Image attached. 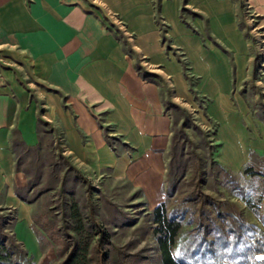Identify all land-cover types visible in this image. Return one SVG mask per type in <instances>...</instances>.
Here are the masks:
<instances>
[{
  "label": "crops",
  "instance_id": "obj_1",
  "mask_svg": "<svg viewBox=\"0 0 264 264\" xmlns=\"http://www.w3.org/2000/svg\"><path fill=\"white\" fill-rule=\"evenodd\" d=\"M244 2L264 43V0ZM184 6L183 18L181 0H0V213H13L10 234L33 262L42 253L33 204L17 193L25 197L28 178L17 149L47 134L88 179L127 183L149 211L165 199L167 101L214 124L230 170L264 154V127L242 90L253 57L235 0Z\"/></svg>",
  "mask_w": 264,
  "mask_h": 264
},
{
  "label": "rangeland",
  "instance_id": "obj_2",
  "mask_svg": "<svg viewBox=\"0 0 264 264\" xmlns=\"http://www.w3.org/2000/svg\"><path fill=\"white\" fill-rule=\"evenodd\" d=\"M244 1L235 0L236 11L239 24L245 29V34L251 42L253 62L250 78L242 90L246 93L254 123H257L255 120H259L264 127V43L260 40L259 30L251 31L257 17H254ZM181 2V15L184 18L182 13L187 12L184 9L185 0ZM160 27L164 38V27L161 25ZM194 101L198 109L203 108L200 97H194ZM166 106L173 120L174 134L183 146L184 158L188 160L189 165L184 180L168 200L169 206H173L175 199H181L191 192L193 189L191 178L196 174L206 195L237 204L248 221L262 226L260 217L264 211V200L257 215L236 195H245L256 202L264 186V154L259 155L252 151L239 171L222 167L217 157L220 147L213 137L214 124L207 125L201 115H196L197 112L183 103ZM42 129H45L44 126ZM253 154L255 156L249 161ZM17 160L19 169L27 171L25 173L28 177L27 186L29 182L31 183L30 188L23 190V193L26 199L33 200L32 216L36 221L34 230L42 253L37 262L31 260L32 264H59L69 252L70 246L65 250L64 256L60 255L63 249L61 244L71 243L68 236L71 232L65 230L63 217L64 200L70 201L71 197L80 207H86L91 218L107 232L112 245L108 250L106 264H163L157 241L152 233V211L145 207L139 194L127 183L93 181L82 172L81 177H78L73 170L77 168L72 162L67 161L57 135L44 136L37 149L28 151L18 148ZM248 162L254 167L256 174L253 176L243 173ZM56 176L58 180L55 182ZM62 178L68 181L64 196L60 191ZM0 215L8 222L13 213L4 211ZM4 226L10 234L11 226L8 223ZM41 227L55 234L54 237L51 239Z\"/></svg>",
  "mask_w": 264,
  "mask_h": 264
},
{
  "label": "trees",
  "instance_id": "obj_3",
  "mask_svg": "<svg viewBox=\"0 0 264 264\" xmlns=\"http://www.w3.org/2000/svg\"><path fill=\"white\" fill-rule=\"evenodd\" d=\"M183 70L190 83L186 68L183 67ZM167 104L173 105L169 101ZM253 156L255 155H251L249 161ZM188 169L183 146L173 132L164 184L165 199L151 212L152 233L157 241L162 263L264 264V259L258 258L259 254L264 253V211L260 217L262 226L248 221L237 204L206 195L196 174L191 178L193 185L191 192L181 199H175L173 206H169L168 200L184 180ZM73 170L81 177L78 169ZM254 171L253 165L248 162L243 173L253 176L256 174ZM66 178L60 181L62 196L66 193L65 187L68 183ZM57 180L56 176L55 182ZM30 185L29 182L26 190ZM17 193L28 203H33V200L26 199L18 191ZM236 196L258 215L261 210L259 206L264 200V186L256 202L245 195ZM63 206L65 230L71 232V235H68L71 243L61 244L63 247L61 256H64L69 246L70 250L59 264H106L108 250L112 245L107 232L91 218L86 207H80L72 197L70 201L64 200ZM4 218L0 215V264H32L23 244L7 233L4 226L7 222ZM32 219L36 223L33 216ZM42 230L47 232L51 239L55 235L46 228Z\"/></svg>",
  "mask_w": 264,
  "mask_h": 264
}]
</instances>
